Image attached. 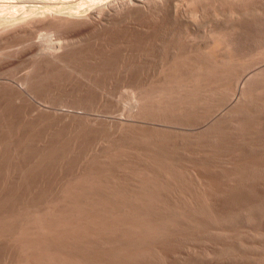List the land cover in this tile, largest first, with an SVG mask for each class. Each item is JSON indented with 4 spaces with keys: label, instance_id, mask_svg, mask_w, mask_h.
<instances>
[{
    "label": "rangeland",
    "instance_id": "374dc122",
    "mask_svg": "<svg viewBox=\"0 0 264 264\" xmlns=\"http://www.w3.org/2000/svg\"><path fill=\"white\" fill-rule=\"evenodd\" d=\"M31 1L0 0L39 13L0 25V264H264V0Z\"/></svg>",
    "mask_w": 264,
    "mask_h": 264
},
{
    "label": "bare ground",
    "instance_id": "6f19581e",
    "mask_svg": "<svg viewBox=\"0 0 264 264\" xmlns=\"http://www.w3.org/2000/svg\"><path fill=\"white\" fill-rule=\"evenodd\" d=\"M27 1H28V0H27ZM29 1L32 2L31 0H29ZM118 1H119V0H118ZM130 1H131V0H130ZM140 1H141V0H140ZM58 2H59V1H58ZM131 2H132V1H131ZM27 3H28V2H27ZM61 3H62V2H61ZM76 3H77V2H76ZM76 3H75V5H76ZM84 3H85V2H84ZM97 4H98V3H97ZM54 5H55V4H54ZM66 5H67V4H66ZM66 5H65V6H66ZM34 6H35V5H33V7H34ZM46 6H47V5H46ZM55 6H56V5H55ZM55 6L53 7L52 10H54V12L57 13V14H59L58 16H60V11H59V13H58V12H57L58 10L55 11V9H54V8H56V7L59 9L60 6H59V7H58V5H57L56 7H55ZM61 6H63V4H62ZM84 6H85V5H84ZM100 6H101V5H100ZM136 6H137V5H136ZM23 7H25V6H23ZM23 7H22V8H23ZM31 7H32V5H28V10H29V11L27 12L28 14L23 15V17H22V15H21V17L23 18L24 21H25V19L28 18V22H29V19H30L29 14H30V15H33V16H31L32 19H33V18H36V15L39 14V13H37V14L34 16L35 12H34L33 8H31ZM36 7H37V6H36ZM67 7H68V6H67ZM70 7H71V6H70ZM76 7H77V6H76ZM138 7H139V6H138ZM18 8H19V7H18ZM65 8H66V7H65ZM98 8H99V7H98ZM176 8H177V7H176ZM35 9H36V8H35ZM37 9H38V8H37ZM71 9H72V7H71ZM73 9H74V8H73ZM47 10H48V9H47ZM49 10H51V9H49ZM49 10H48V11H49ZM59 10H60V9H59ZM93 10H94V9H93ZM48 11H47V12H48ZM63 11H64V9H63ZM63 11H62V12H63ZM36 12H37V11H36ZM40 12H41V11H40ZM49 12H51V11H49ZM52 12H53V11H52ZM52 12H51V13H52ZM68 12H69V11L67 10L66 13H68ZM83 12H84V11H83ZM33 13H34V14H33ZM41 13H43V12H41ZM55 13H54V15H56ZM64 13H65V12H63L62 15H63ZM69 13H70V14L73 13V14L70 15ZM69 13L67 14L68 16H72V17H74V12H73V11H72V12H69ZM45 14L47 15L48 13L45 12ZM75 14H76V13H75ZM77 14H78V13H77ZM82 14H83V13H82ZM26 15H27V16H26ZM43 15H44V13H43ZM43 15H42V17H45V16H46V15H45V16H43ZM54 15H53V16H54ZM64 15H65V14H64ZM67 15H66V16H67ZM78 15H79V14H78ZM78 15H76V16H78ZM24 16H25V18H24ZM37 16H38V15H37ZM51 16H52V15H51ZM76 16H75V17H76ZM78 17H79V16H78ZM80 17H82V16H80ZM80 17H79V18H80ZM83 17H84V16H83ZM85 17H86V16H85ZM9 18H10V17H9ZM11 18H12V17H11ZM11 18H10V19H11ZM19 18H20V17H19ZM66 18H67V17H66ZM7 19H8V18H7ZM13 19H14V18H13ZM20 19H21V18H20ZM20 19H19V20H15V21H13L12 23H11V22H9V23H10V25L12 24L11 26H13V25H19V24H20V21H21V23H23V20H22V19L20 20ZM32 19H30V20L32 21ZM71 19H72V18H71ZM86 19H87V18H86ZM8 20H9V19H8ZM8 20H7V22H8ZM88 20H89V18H88ZM202 20H203V19H202ZM0 21H2V20H0ZM3 21L5 22V20H3ZM11 21H12V20H11ZM15 22H17V23H19V24L15 23ZM26 22H27V20H26ZM26 22H25V23H26ZM9 23H7V24L4 23V24H3V22H0V25L3 24V26H6V25H9ZM14 23H15V24H14ZM10 25H9V26H10Z\"/></svg>",
    "mask_w": 264,
    "mask_h": 264
}]
</instances>
